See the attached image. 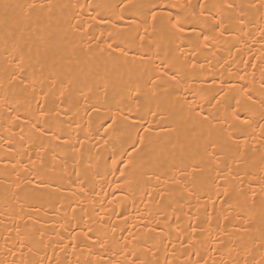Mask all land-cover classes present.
I'll use <instances>...</instances> for the list:
<instances>
[{
  "label": "bare ground",
  "instance_id": "1",
  "mask_svg": "<svg viewBox=\"0 0 264 264\" xmlns=\"http://www.w3.org/2000/svg\"><path fill=\"white\" fill-rule=\"evenodd\" d=\"M117 2L0 0V96L11 100L7 112L0 106V264H110L123 259L115 253L125 247L152 264H185L189 235L200 254L194 261L264 264V196L256 187L264 176V151L251 153L253 176L240 168L236 179L221 181L228 183V195L215 205V191L201 192L196 178L202 174L188 167L201 162L214 132L190 116L189 103L216 113L209 101L214 105L213 96L229 92L230 82L254 81L258 88L264 77V0H231L237 10L228 30L207 47L193 51L185 41L176 52L160 35L144 42L143 59L134 56L139 43H123L134 30L121 29L122 46L130 51L120 59L119 51L109 56L106 45L98 48L87 35L103 39L100 30L107 25H96L89 15H105L106 6ZM237 15L242 25L235 23ZM74 16L83 32L73 27ZM6 50L23 54L21 78L28 88L20 79L10 83L16 67L7 64ZM161 59L181 83L166 76L152 95L145 85L158 74L153 65ZM6 124L12 131H4ZM6 136H13L12 144ZM138 136L143 142L133 149ZM225 199L231 207L221 204ZM88 227L90 237L106 240L104 249L85 246L91 240L81 229Z\"/></svg>",
  "mask_w": 264,
  "mask_h": 264
},
{
  "label": "snow or ice",
  "instance_id": "2",
  "mask_svg": "<svg viewBox=\"0 0 264 264\" xmlns=\"http://www.w3.org/2000/svg\"><path fill=\"white\" fill-rule=\"evenodd\" d=\"M27 7L36 8L37 5L30 4ZM39 7L43 8L44 5L41 4ZM73 7L76 6L74 5ZM106 7L108 11L105 15H102L99 10L96 11L95 15H89V18L96 25H107V27L100 30V37L103 39L95 37L91 32L87 35L90 40L97 39L98 48L100 44L106 45L109 56H114L119 51L120 56H116V59L128 55L130 51L128 47L122 46V38L125 33L121 29H129L136 32L131 41H123V43L125 45L139 43L140 51L134 53V56L141 59L144 58V42L146 40L152 41L160 35L167 39L170 48L172 45L175 46L176 52L182 51L181 44L185 41L195 51L200 47H207L210 41L218 39V35L223 36L231 23L232 13L237 10V5L232 3L231 0H220V3L212 5H209L207 0H196L195 3L193 0H146V2L145 0H139V2L118 0L117 3L109 4ZM73 19L76 21L73 27L83 32L85 26L81 23V19L76 16ZM125 21L127 23H122ZM235 23L237 25L243 24L239 15L236 16ZM141 28L144 35L140 34ZM238 31L243 33L244 27H239ZM105 33H107L106 36ZM232 34L235 35L236 33L232 32ZM104 50L100 48L101 52ZM5 60L7 64L15 65L16 67V70L9 74L10 83L20 79L24 88H28L29 85L21 78L25 71L23 54L13 55L6 50ZM153 67L158 74L149 76L145 85L149 88L152 95L156 94L157 81L163 80L166 76L168 80L176 82L175 86L181 83L177 79V74L172 71L173 66L166 59H161V62L153 65ZM239 79L243 81L244 77L240 76ZM228 87L229 92L224 93L221 90V93L213 96L214 105L212 101H209V105L217 109L216 113L211 110L205 112L198 101L189 103L190 116L199 124H208L214 130V132L209 133V141L204 146V152L200 158L201 162L188 165L193 172L202 174L201 177L196 178L200 180L201 192L207 194L209 191H215L216 200H212V196L208 195V199L212 200L213 205L219 201L221 196L227 197L228 195L227 189L229 185L227 182L221 183V181H227L229 177L233 180L236 179L240 168L246 169V175L253 176L254 174L248 168L249 162L254 160L251 153L258 150L264 151V77L261 78L258 88L254 81L239 85L230 82ZM134 91L137 96L141 95L139 90ZM10 104L11 100L8 95L0 96V106H4L5 112L8 111ZM192 104H195L196 107H192ZM220 109H223L222 114ZM12 111L15 112L17 110L12 109ZM149 114L155 115L151 111ZM13 119L28 121L27 116L20 117L17 115L13 117L9 115V120ZM33 123L34 127L39 129L38 122ZM19 127L23 131V126ZM141 130L147 132L148 127L141 125ZM4 131H12V127L6 124L4 125ZM13 135H15L14 132ZM23 139L24 137L21 136V140ZM250 140L253 142L259 140L260 143L258 146L255 143L250 145ZM4 142L12 144L13 136L4 137ZM142 142L143 137L138 136L137 141L133 144V149H135L136 143ZM221 163L224 165L223 168L220 167ZM260 164L264 165V155L261 156ZM261 171H264V167L261 168ZM182 174L187 175V172H182ZM257 178L260 181L256 185L260 189L259 195L264 196V176ZM186 191H188L189 196H196L197 199H200L196 191L187 189ZM220 202L222 205L229 204L227 199ZM229 207H231L230 204ZM81 231L86 241L91 240V243L85 244L86 247L89 249L96 246L101 249L105 248V239L99 235L91 237L88 235V233L93 231L90 227L87 228V231H84V229H81ZM192 231L195 232L196 229L193 228ZM192 239L193 237L189 235L188 239L183 241L184 244L188 245V251L183 253L182 259L185 264H207V261L202 258L193 260V256L199 257L200 254L195 251V245L189 243ZM262 246H264V237H262ZM150 251L153 250L150 249ZM209 251L211 252L212 249L210 248ZM216 251L219 252L221 249L217 248ZM122 253V260L110 261V264H152V261L146 262L142 260L134 250H128L126 247L117 251L115 255L119 257ZM155 255L156 253L153 251V256ZM88 264H92V262L89 261ZM156 264H159L158 259ZM165 264H172V262L166 259ZM214 264H216L215 261Z\"/></svg>",
  "mask_w": 264,
  "mask_h": 264
}]
</instances>
